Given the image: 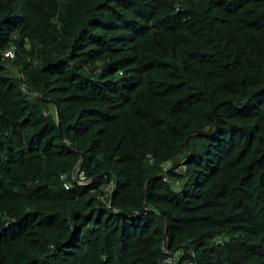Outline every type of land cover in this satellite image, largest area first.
I'll use <instances>...</instances> for the list:
<instances>
[{
	"label": "trees",
	"instance_id": "16d2710c",
	"mask_svg": "<svg viewBox=\"0 0 264 264\" xmlns=\"http://www.w3.org/2000/svg\"><path fill=\"white\" fill-rule=\"evenodd\" d=\"M0 264H264V0H0Z\"/></svg>",
	"mask_w": 264,
	"mask_h": 264
},
{
	"label": "clouds",
	"instance_id": "9594fccd",
	"mask_svg": "<svg viewBox=\"0 0 264 264\" xmlns=\"http://www.w3.org/2000/svg\"><path fill=\"white\" fill-rule=\"evenodd\" d=\"M8 51H12V52L14 53V50L10 49V50H7V51L4 52V56L7 57V58H13L15 55H13V56H9V55L7 56V55H6V53H7ZM21 76H23V75H21ZM24 85H25V84H24ZM21 86H22V83H21ZM23 88L26 89V91H27V88L30 89V88L27 87L26 85H25V87H23ZM30 90H31V89H30ZM31 91H32V90H31ZM32 92H34V91H32ZM34 93H36V92H34ZM30 94H31V93H30ZM37 94H38V93H37ZM31 95H32V94H31ZM38 95H39V94H38ZM32 96H33V95H32ZM35 98H36V97H35ZM75 170H77V174H76L75 176H78V175L80 174V172H79L80 168L77 167ZM81 177H82V179L79 181V184H80V185H85V184H87V183H88V180H86V177L83 176V172H82ZM107 185H108V183H107ZM107 185H104L103 188H104V187L107 188V187H108ZM103 188H102V189H103ZM167 262H168V263H171V261H167Z\"/></svg>",
	"mask_w": 264,
	"mask_h": 264
},
{
	"label": "water",
	"instance_id": "95a60500",
	"mask_svg": "<svg viewBox=\"0 0 264 264\" xmlns=\"http://www.w3.org/2000/svg\"><path fill=\"white\" fill-rule=\"evenodd\" d=\"M21 83H22V87H25V79H24V77L23 76H21ZM27 91L29 92V93H31L34 97H36V98H39L40 100H49V99H46V98H43L42 96H40V95H38L37 93H34V92H32L30 89H28L27 88ZM59 127L61 128V125L59 124ZM77 174V170H75V175ZM103 175H106L107 176V183L110 181V178H111V174H110V172H107V173H102V174H100V175H98L97 177H95L94 179L96 180V179H98V178H100V177H102Z\"/></svg>",
	"mask_w": 264,
	"mask_h": 264
},
{
	"label": "built area",
	"instance_id": "2783aa9c",
	"mask_svg": "<svg viewBox=\"0 0 264 264\" xmlns=\"http://www.w3.org/2000/svg\"><path fill=\"white\" fill-rule=\"evenodd\" d=\"M6 55L8 56H13L14 55V53L12 52V51H8L7 53H6ZM66 187L67 188H69V184L68 183H66Z\"/></svg>",
	"mask_w": 264,
	"mask_h": 264
},
{
	"label": "rangeland",
	"instance_id": "374dc122",
	"mask_svg": "<svg viewBox=\"0 0 264 264\" xmlns=\"http://www.w3.org/2000/svg\"><path fill=\"white\" fill-rule=\"evenodd\" d=\"M105 189H107V188H106V187H104V188L102 189V192H103Z\"/></svg>",
	"mask_w": 264,
	"mask_h": 264
}]
</instances>
